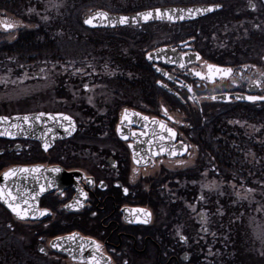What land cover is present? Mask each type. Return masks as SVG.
<instances>
[{
  "label": "flooded vegetation",
  "instance_id": "af4514ba",
  "mask_svg": "<svg viewBox=\"0 0 264 264\" xmlns=\"http://www.w3.org/2000/svg\"><path fill=\"white\" fill-rule=\"evenodd\" d=\"M171 1L163 6L220 9L181 23L148 24L163 26L164 41L143 50L144 71L125 73L126 87L119 67L108 58L18 56L6 47L29 30L28 19L24 9L0 7V117L62 113L76 126L69 135L68 122L62 119L0 122V132L11 133L0 135V187L7 185L15 195L29 199L28 205L24 197L16 201L29 208L23 220L0 201V264H89L93 254L100 264H235L217 248L220 236L204 212L198 183L207 172L204 132L213 120L226 112L264 110V100H240L264 96V6L260 0ZM5 23L15 27L6 31ZM148 25L135 30L142 33ZM159 47L167 48L163 57L147 63L146 54ZM44 62L57 70L62 63L86 62L111 71L88 72L87 66L79 65L75 72L69 67L71 71L44 73ZM207 64L231 68L233 74L217 76L214 83L193 74L206 75ZM28 65L39 68L30 73V80L26 74L33 68ZM45 74L52 84L47 82L43 89ZM28 84L39 85L35 99L27 94ZM12 86L20 99H12ZM32 101L37 106L30 105ZM125 110L128 119L122 122ZM153 120L176 133L173 141ZM45 144L50 145L47 151ZM161 145L165 152L154 155ZM11 168L40 171L18 173L5 181L3 173ZM56 168L60 171H49ZM45 209L50 214L40 216ZM74 233L75 240L67 239ZM93 241L102 246L100 251Z\"/></svg>",
  "mask_w": 264,
  "mask_h": 264
},
{
  "label": "trees",
  "instance_id": "16d2710c",
  "mask_svg": "<svg viewBox=\"0 0 264 264\" xmlns=\"http://www.w3.org/2000/svg\"><path fill=\"white\" fill-rule=\"evenodd\" d=\"M42 1L0 0V7L10 11L30 7L40 9L41 6H38ZM108 1L114 9L113 13H130L163 6L171 0ZM87 2L64 0L58 9L55 7L49 13V21L40 23L28 19L35 28L23 32L15 44L6 48L17 51L20 57L47 59L61 57L58 43H63L62 40L66 41V45L74 43L86 56L108 58L115 62L114 65L119 67L123 75L121 85L126 87L128 79L124 76L127 73L144 71L141 55L149 44L148 34L132 29L136 34L122 36L116 32L118 30L85 29L79 15L73 22L72 11ZM75 27L87 31L88 35H82ZM58 33L62 35L58 36ZM19 44L22 47L16 50ZM98 62L100 64V60ZM99 64L91 65L99 67ZM40 66L46 67V64ZM233 118L234 122L228 123ZM240 123H244V126H239ZM254 127H259V132L254 133ZM204 136V169L209 179L218 185L217 190L222 191L221 196L216 189L209 197L207 195L206 209L212 217V229L220 236L217 248L226 257H232L235 264H264V242L260 243L253 231V227L259 224L258 231L264 233V110L219 114L206 129ZM231 183L240 187L247 195L246 198L236 200L228 188ZM219 207L221 214H217Z\"/></svg>",
  "mask_w": 264,
  "mask_h": 264
},
{
  "label": "snow or ice",
  "instance_id": "6c2138e0",
  "mask_svg": "<svg viewBox=\"0 0 264 264\" xmlns=\"http://www.w3.org/2000/svg\"><path fill=\"white\" fill-rule=\"evenodd\" d=\"M216 7H219V5H217ZM216 10L215 8H212V7H209V8H205V9H187V13L190 17H192L193 15V12H197V13H203V12H211V11H214ZM181 12H184L185 10L181 9L179 10ZM140 16H142L143 20L145 22H147L148 20L152 19L154 16L155 18L157 19H160V18H164L165 16L167 17V19L169 21H172L174 18L173 16L169 13V12H165V11H162L161 9H155L154 12L153 11H148L146 13H140L138 14ZM97 17H102L103 19H109L108 17V14L106 12H98L96 13L95 16H93L92 18H89V19H86L84 21L85 24H93V21L97 18ZM128 17H120L119 18V24H127L128 23ZM179 19H184V16L181 15L179 17ZM113 27H115L116 25L113 24L112 25ZM4 27V30H10V29H13L15 27L14 24L12 23H5L3 25ZM187 43V42H185ZM174 51V50H173ZM151 54H149V59H151ZM196 59L199 60L200 59V56L197 54L196 55ZM181 68H184L185 65L183 63H180L179 65ZM207 74L205 75L204 73L202 72H199V71H194L193 74L197 77H199L201 80H208L209 82H215L217 76H219L221 79H224V78H229L232 76L233 74V69L231 68H221V67H218L216 65H213V64H207ZM157 71H160V69H157ZM165 75H167V73H165ZM171 78V77H169ZM257 84V86H259L260 82L259 81H256L255 82ZM188 91L191 92L192 91V88L191 86H188ZM211 99L215 100L216 97L213 96L211 97ZM239 99V97H238ZM246 99L250 102H256V101H260V100H264V96H248L246 97ZM164 113L165 115H167V109H164ZM135 115H139V113H135ZM43 116H45V113L44 112H41L39 113L38 115H35V116H23V117H17L16 119H22L25 123H28L30 120H37L39 121ZM48 118L50 120H55L57 122H59L60 119L64 120V121H67L68 122V125H69V128H66L65 131H67L69 133V135L72 134V132H75L76 131V126H75V123L74 121L72 120V118L70 116H67V115H64V114H59V116H56V115H52V114H48ZM128 119V114H127V110H125V115L123 116L122 118V122L123 120H127ZM144 120H148L149 118L148 117H143ZM169 119H172V117H169ZM8 118L7 117H0V122H7ZM153 123L154 124H158L160 129L164 132H167L168 133V137L171 138V139H174L175 136H176V133L171 129V128H168L165 124L161 123L160 121H156V120H153ZM238 123V122H237ZM14 127H18V125H13ZM122 130L120 128H117V132H121ZM0 135H11V133H7V132H0ZM136 134L133 133V136H135ZM123 139H127V136H122ZM165 137L164 136H160V140H164ZM50 145L48 144H45L44 145V150L47 151L48 150V147ZM129 147H131V145H129ZM185 151H187V148L185 147ZM163 152H165V148L163 145H161L160 147V150L159 152H156L154 153V155H160L162 154ZM171 155H176L177 153L175 151H172L170 153ZM183 154V153H181ZM137 163H140L139 160L136 161ZM40 171L39 168H11L9 169L8 171L4 172L3 173V179L5 181H8L12 178H14L15 176H17L18 173H38ZM49 171H56V172H59L60 169L59 168H56V169H50ZM89 183H91L92 181H88ZM46 189L44 188V186H41L40 188V192H44ZM125 193H127V189L124 190ZM249 191H252L251 189H249ZM85 198H87V193H81ZM21 197H24L23 198V204L24 205H28L29 204V199L24 196V194H20V195H15L10 189L7 188V185L3 186V187H0V201H3L5 204L8 205V207L11 209V211L13 213H15V215L23 220V219H26L28 218L29 216V208H24L21 206V204H18L16 203L17 200L21 199ZM32 200H35L36 199V196H32L31 197ZM76 204L79 205L80 207H83V205L80 203V201H76ZM67 208H72L73 205L71 204H68L66 205ZM138 211H143V210H138ZM50 213L48 212L47 209L39 212V215L40 216H45V215H49ZM145 215H148L150 216L151 214L150 213H145ZM35 218V217H33ZM144 223H147L148 221L147 220H144L142 221ZM206 230V229H205ZM76 236L77 234H72L70 235L69 237H67V239L69 240H75L76 239ZM182 240H186L187 238L186 237H181ZM94 245H95V249L96 251H100L101 249V245L96 243L95 241L92 242ZM53 247H59L58 244H53L52 245ZM81 250H83V245L81 246ZM40 251H44V249H40ZM89 264H100V260L97 259L96 255L93 254L92 258H91V261L89 262ZM109 264H111V262L109 261ZM125 264H127V262H125Z\"/></svg>",
  "mask_w": 264,
  "mask_h": 264
},
{
  "label": "rangeland",
  "instance_id": "374dc122",
  "mask_svg": "<svg viewBox=\"0 0 264 264\" xmlns=\"http://www.w3.org/2000/svg\"><path fill=\"white\" fill-rule=\"evenodd\" d=\"M155 1V0H154ZM160 1V0H158ZM185 1H197V0H185ZM62 2H64V0H43L38 7L41 6V8H35V7H30V8H25L22 13L25 17H27V19H32V20H36L37 22H40V23H43V22H47L49 21V13L56 7L57 9L60 7V5H62ZM109 1L108 0H88V2L80 7L78 10L77 9H73L72 11V16H73V22L76 20V16L78 17H83L84 15H86L88 12H90L91 10H95L97 8H102L104 10H107L109 12H112L114 11L113 8H111L110 4L108 3ZM160 3H163V2H160ZM108 4V5H107ZM101 6V7H100ZM35 25L33 23H31L29 20H28V23H27V26H25L26 29H32ZM75 29H78L75 27ZM79 32H81L82 35L86 36L88 35V32L81 29L79 27ZM141 31L145 32L146 34L150 35V40H149V44L147 45L146 48L148 49H151L152 47L156 46V45H159L161 43H163L164 41V38H165V34H164V28L162 25H155V26H146L144 28L141 29ZM119 35H122V36H130V35H133V34H136V32L130 28H125V29H121V30H118L116 31ZM140 32V31H139ZM142 32V33H143ZM138 33V32H137ZM115 34V33H114ZM62 33H58V36H61ZM63 43H58L60 48H61V57H74V58H82V57H87L86 55H84L83 52H81L82 50H79L77 49V47H75L76 45H74V43H71V44H68L66 45L64 42V40H62ZM42 64H46V67L47 69L44 70L43 72L44 73H52V72H59V70H61L62 72L64 71H71L73 70V72L77 71L79 65L80 67L81 66H87L88 68H85V71H88V72H93L95 71L94 69H97V71H100V72H103V71H111V70H107L105 67L102 69V66L98 65L99 67H96V66H93L86 62H83V63H79V64H74L73 62H66V63H62V64H59V69H54V65L53 63L50 64L48 62H44ZM33 66V65H32ZM109 66V65H107ZM69 67H72L71 70H68ZM31 68V67H29ZM39 72V68L38 67H33V69L29 70V72L26 74V77L28 80H30L31 78V72ZM84 71V70H82ZM86 73V72H84ZM41 82L43 81V89L44 88H47V85L46 83L48 82L49 85L51 82L48 81V76L47 74L43 75L41 77ZM16 81L12 80V83L15 84ZM52 84V83H51ZM35 87H39V85H29L28 84V87H27V94L28 96L30 97V99H35V96H33L34 94H36L35 92ZM16 87L15 86H12V93H14V89ZM38 90V89H36ZM22 97L21 94H17V93H14L12 94V99L13 100H16V99H20ZM35 101V100H34ZM30 102V105H34V106H37V102ZM12 105H19V103H15L14 101H12ZM234 120H230L228 123H233ZM244 123H240L238 124L239 126H244L243 125ZM259 132V127H254V133H257ZM209 174H207V172H204V174H202V179H200V182L198 183V188H199V193L203 195L204 199H203V208H204V212L205 214L212 218L210 216V213L207 211V199L209 197V195L211 194V192L213 190H217V184L215 183V181L213 179H209ZM228 188L231 190L233 196L235 197L236 200H241L242 198H246V194L245 192H242V189L238 186H235L233 185L232 183L230 184V186H228ZM218 191V190H217ZM219 192V191H218ZM208 195V197H207ZM219 195L221 196L222 195V191L219 192ZM217 214H221V209L219 207V209H217ZM207 226V225H206ZM252 227H253V224H252ZM258 227H260L259 224L255 225L253 227V231L256 233V238L259 240L260 243H263L264 242V233L261 232V231H258ZM257 230V231H256ZM263 234V235H262Z\"/></svg>",
  "mask_w": 264,
  "mask_h": 264
},
{
  "label": "water",
  "instance_id": "95a60500",
  "mask_svg": "<svg viewBox=\"0 0 264 264\" xmlns=\"http://www.w3.org/2000/svg\"><path fill=\"white\" fill-rule=\"evenodd\" d=\"M264 6V0H260ZM217 5H198V6H162V7H154V8H147V9H142V10H139V11H135V12H131V13H111L109 11H106L104 9H96V10H92L90 12H88L86 15H84L82 17V25L89 29V30H112V29H119V28H126V27H130V28H134V27H141L143 25H147V24H151V23H164V22H171V23H181V22H184V21H189V20H193V19H197V18H200V17H203L211 12H203V13H197V12H193V15L192 17H190L187 13V9H205V8H209V7H212V8H215L216 10H219L220 9V6L219 7H216ZM155 9H161L162 11H165V12H169L172 16H173V20L172 21H169L167 19V17L165 16L164 18H160V19H157L155 18V16L148 20L147 22H145L142 18V16L138 15L140 13H146L148 11H153ZM185 10L184 12H181L179 10ZM214 10V11H216ZM98 12H106L108 14V17L109 19H103L102 17H97L94 21H93V24H85L84 21L86 19H89V18H92L93 16L96 15V13ZM183 15L184 16V19H179V17ZM120 17H128V23L127 24H119V18ZM115 24L116 26L113 27L112 25ZM167 48L166 47H159L151 52H148L145 56V60L147 63H152V62H157L158 59L162 58L164 53L166 52ZM149 54H151V59H149ZM153 69L155 71H157V67L154 66ZM241 101H248L246 98H240ZM39 114V113H38ZM38 114H34L32 116H35V115H38ZM128 114V113H127ZM52 115H55V114H52ZM57 116V115H56ZM17 117H21V116H12L10 117L7 122H17L18 120L20 119H16ZM43 118H46V119H49L48 118V114H45V116H43ZM127 121V120H125ZM173 141V139H172Z\"/></svg>",
  "mask_w": 264,
  "mask_h": 264
}]
</instances>
